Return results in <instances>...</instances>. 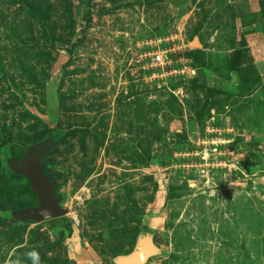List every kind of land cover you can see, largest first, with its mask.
<instances>
[{"label":"rangeland","instance_id":"rangeland-1","mask_svg":"<svg viewBox=\"0 0 264 264\" xmlns=\"http://www.w3.org/2000/svg\"><path fill=\"white\" fill-rule=\"evenodd\" d=\"M31 151L60 221L24 214ZM142 240L143 264H264V0H0V264Z\"/></svg>","mask_w":264,"mask_h":264},{"label":"water","instance_id":"water-1","mask_svg":"<svg viewBox=\"0 0 264 264\" xmlns=\"http://www.w3.org/2000/svg\"><path fill=\"white\" fill-rule=\"evenodd\" d=\"M17 170L28 178L39 202L38 208L26 210L25 216L35 222L63 216L64 211L59 207V199L55 196L54 187L49 178L43 173L38 156H34L31 161L24 160ZM152 251L151 244L147 240H142L130 255L119 258L115 264H143Z\"/></svg>","mask_w":264,"mask_h":264},{"label":"trees","instance_id":"trees-1","mask_svg":"<svg viewBox=\"0 0 264 264\" xmlns=\"http://www.w3.org/2000/svg\"><path fill=\"white\" fill-rule=\"evenodd\" d=\"M51 221V220H50ZM53 221H60V220H53ZM51 222L52 224V227H56V223L57 222ZM71 232H72V230H71V228L70 227H67V228H65V229H59V230H57V234H58V236H57V241L59 242V243H63V241L66 239V238H68V237H70V235H71Z\"/></svg>","mask_w":264,"mask_h":264},{"label":"flooded vegetation","instance_id":"flooded-vegetation-1","mask_svg":"<svg viewBox=\"0 0 264 264\" xmlns=\"http://www.w3.org/2000/svg\"><path fill=\"white\" fill-rule=\"evenodd\" d=\"M34 156H38V153L37 152H35V151H31V153H29V155L27 156V158H26V162L27 161H31L32 160V158L34 157Z\"/></svg>","mask_w":264,"mask_h":264},{"label":"bare ground","instance_id":"bare-ground-1","mask_svg":"<svg viewBox=\"0 0 264 264\" xmlns=\"http://www.w3.org/2000/svg\"><path fill=\"white\" fill-rule=\"evenodd\" d=\"M130 263H132V261Z\"/></svg>","mask_w":264,"mask_h":264}]
</instances>
